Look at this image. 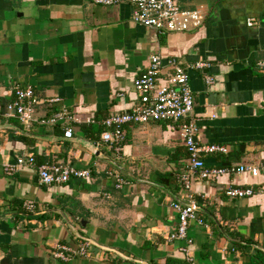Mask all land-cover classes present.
Listing matches in <instances>:
<instances>
[{
  "label": "crops",
  "instance_id": "1",
  "mask_svg": "<svg viewBox=\"0 0 264 264\" xmlns=\"http://www.w3.org/2000/svg\"><path fill=\"white\" fill-rule=\"evenodd\" d=\"M176 2L183 9H202L205 19L199 29L158 35L132 23L127 0L109 7L89 0H0L3 103L16 85H29L41 102L57 99L39 104L36 119L48 120L61 109L67 113L54 125L34 124L27 130L16 119H0V126H11L0 130V264L184 260L182 243L166 240L176 225L172 204L181 203L184 195L176 177L188 164L179 130L168 122L127 125L118 157L97 133L103 131L102 119L137 104L133 80L153 55L162 60L160 77L170 70V59L187 70L194 103L185 120L197 124V143L227 149L225 155L203 156L205 164L232 170L216 180L193 178L190 184L197 219L204 223L189 225L190 263L253 264L255 249L264 251V195L233 199L225 194L229 187L264 188V0ZM249 18L256 20L252 26L246 24ZM198 61L208 67L191 69ZM205 75L212 77V85L205 84ZM66 127L72 129L73 142L60 140ZM86 142L95 152L82 144ZM28 154L35 167L4 175L3 165ZM49 164H68L89 176L43 186L36 167ZM243 166L256 168L257 174L236 173ZM116 178L124 182L120 188ZM30 201L33 218L22 211ZM69 224L131 260L93 246L91 257L75 255L84 241ZM229 234L242 244L234 247L237 240ZM57 245L71 250L67 261L56 255Z\"/></svg>",
  "mask_w": 264,
  "mask_h": 264
},
{
  "label": "built area",
  "instance_id": "2",
  "mask_svg": "<svg viewBox=\"0 0 264 264\" xmlns=\"http://www.w3.org/2000/svg\"><path fill=\"white\" fill-rule=\"evenodd\" d=\"M95 6H116L122 0H89ZM131 7V21L143 28L154 31L158 35L172 33H186L199 29L205 19L202 9H183L176 0H127ZM254 18L246 20L247 26L255 24ZM169 71L163 77L159 76L162 68V60L159 56L149 57L148 64L142 73L133 80V90L137 95V104L130 111L121 114L110 115L100 121L104 129L100 135V142L112 149L116 155L122 150L124 143L123 127L127 125H144L150 122H168L179 130L183 138L184 146L188 154V164L180 172L176 181L184 190L183 201L174 202L172 208L176 213V225L172 233L167 236L168 242L179 241V247L184 260L191 262L190 249L193 241L188 235L189 225L195 221L199 225L204 223L197 219V205L194 196L189 192L193 178L202 180H216L232 170L223 167L207 166L203 156L221 154L225 155L227 149L224 145L204 144L196 141L198 126L192 120H185L193 109V95L188 85L187 70L174 59L167 62ZM207 63L198 61L191 69H206ZM162 78V79H160ZM206 85H212L213 79L205 75ZM57 99H49L43 102L37 100L31 86H15L11 92V99L7 102L0 97V119H16L24 129H30L32 125H54L67 117L64 109L58 111L48 120H38L34 117L35 108L41 103H56ZM68 119H72L68 117ZM92 120H89V122ZM63 137L70 139L72 129L64 128ZM35 167L33 154L17 158L13 164L3 165V173L12 176L19 167ZM39 182L43 186H58L65 184L71 177L85 179L89 176L86 170H78L68 164H49L36 167ZM249 172L257 174L254 167H237L236 173ZM123 180L116 178L115 187L120 188ZM256 193L264 195V188L254 191L251 188L229 187L225 194L229 198H245ZM24 208L28 212L35 209L33 202H27ZM59 253L56 255L63 261H67L68 252L71 250L64 245H57ZM75 255L79 257H91V245L89 242L79 244Z\"/></svg>",
  "mask_w": 264,
  "mask_h": 264
},
{
  "label": "water",
  "instance_id": "3",
  "mask_svg": "<svg viewBox=\"0 0 264 264\" xmlns=\"http://www.w3.org/2000/svg\"><path fill=\"white\" fill-rule=\"evenodd\" d=\"M11 128V126H8V125H5V126H0V130H8V129H10ZM13 128H15V127H13ZM60 140H62V141H68V142H73L74 141V139H66V138H61ZM88 150H90L91 152H95V146L93 145V144H91V143H82ZM52 212H57L58 214H60L61 215V217L62 218H64V216H63V214L61 213V212H59V211H57V210H51ZM43 214V212L42 213H40V215H42ZM64 220H65V218H64ZM68 227H69V229H70V231L72 232V234L75 236V237H77L78 239H80V240H82V241H86V242H89L90 243V245L91 246H93V247H95V248H97V249H100L101 251H103V252H112V253H115L117 256H119L120 258H122V259H125V260H131V259H129V258H127V257H124L123 255H121L120 253H118L117 251H115V250H113V249H110V248H107V247H103V246H100V245H98L97 243H95L94 241H92V240H90V239H87V238H85V237H83V236H81L77 231H76V229L73 227V226H71L70 224L68 225ZM133 260V259H132ZM134 261V260H133Z\"/></svg>",
  "mask_w": 264,
  "mask_h": 264
},
{
  "label": "trees",
  "instance_id": "4",
  "mask_svg": "<svg viewBox=\"0 0 264 264\" xmlns=\"http://www.w3.org/2000/svg\"><path fill=\"white\" fill-rule=\"evenodd\" d=\"M194 103V102H193ZM95 125H91V128H93ZM124 128V127H123ZM104 130V129H103ZM103 132V131H102ZM98 134H101V131H97ZM96 140L95 138H93V141ZM95 142V141H94ZM112 150V149H111ZM113 151V150H112ZM114 153V152H113ZM115 154V153H114ZM188 155V154H187ZM115 162V161H114ZM115 164L119 165L117 162H115ZM224 168V167H223ZM25 206V205H24ZM24 214L26 215L27 218H33V211L32 212H28L24 207L23 210ZM229 236L232 239L237 240L236 242L231 243L234 247H238L237 244H242V241L240 239H238L237 237L230 235ZM244 245L245 244H249V241H243ZM251 262H253V264H264V251L255 249V253L253 254V261L251 260ZM165 264H191L190 262H187L185 260H178V259H174V258H167L165 261Z\"/></svg>",
  "mask_w": 264,
  "mask_h": 264
},
{
  "label": "rangeland",
  "instance_id": "5",
  "mask_svg": "<svg viewBox=\"0 0 264 264\" xmlns=\"http://www.w3.org/2000/svg\"><path fill=\"white\" fill-rule=\"evenodd\" d=\"M35 125H36V124H35ZM31 127H33V125H32Z\"/></svg>",
  "mask_w": 264,
  "mask_h": 264
}]
</instances>
